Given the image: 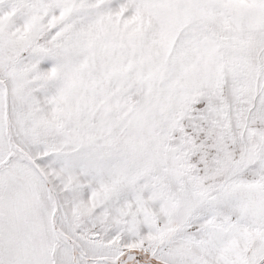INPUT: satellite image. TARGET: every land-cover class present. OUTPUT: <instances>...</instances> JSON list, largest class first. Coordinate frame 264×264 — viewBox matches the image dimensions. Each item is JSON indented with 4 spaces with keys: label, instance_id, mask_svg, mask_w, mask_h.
<instances>
[{
    "label": "snow or ice",
    "instance_id": "6c2138e0",
    "mask_svg": "<svg viewBox=\"0 0 264 264\" xmlns=\"http://www.w3.org/2000/svg\"><path fill=\"white\" fill-rule=\"evenodd\" d=\"M0 264H264V0H0Z\"/></svg>",
    "mask_w": 264,
    "mask_h": 264
}]
</instances>
